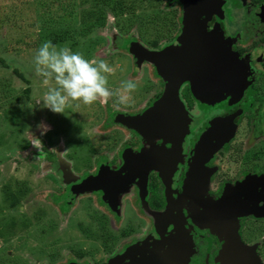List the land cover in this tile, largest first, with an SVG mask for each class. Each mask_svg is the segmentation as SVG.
<instances>
[{"label":"rangeland","instance_id":"374dc122","mask_svg":"<svg viewBox=\"0 0 264 264\" xmlns=\"http://www.w3.org/2000/svg\"><path fill=\"white\" fill-rule=\"evenodd\" d=\"M188 1L185 6L183 0H0V264H70L75 256L91 261L83 257L84 249L90 248L83 227L91 225L92 212L100 211L93 208L99 204L110 211L101 188L96 187L99 183L95 184L107 171L99 164L120 154L126 147L125 133L140 128L143 119L155 120L157 113L165 117L174 104L176 109L177 104L183 108L178 91L184 83L194 82L193 87H198L194 75L186 74L177 87L176 103L169 97L182 28L203 32L198 17L207 19L215 8L214 0ZM231 1L226 18L232 7L237 17L227 23L233 35L228 44L246 42L249 51V42L264 35V4ZM49 40L87 58L109 61L115 68L109 86L116 89L125 80L136 81L134 101L128 105L114 99L80 103L65 114L44 108L43 102L37 104L47 89L34 75L33 58ZM258 43V53H263L264 44ZM139 49L155 52L156 59L138 58ZM227 77L233 79V72ZM261 77L257 100L264 99ZM207 84L201 88L212 99L224 93L225 85L209 89ZM158 87L160 101L153 98ZM29 102L33 108L27 107ZM125 117L137 119L128 124ZM41 122L50 126L46 133L38 127ZM36 138L42 141L41 151L32 144ZM110 142L113 151L107 147ZM255 142L251 150L258 149L259 156H264V149L259 150L263 145ZM245 153L240 156L245 158ZM248 156L252 157L250 152ZM83 196L92 199L87 208L84 200L78 208ZM78 218L81 224L76 227ZM254 230V238H260L262 225ZM92 250L95 247L85 254Z\"/></svg>","mask_w":264,"mask_h":264},{"label":"flooded vegetation","instance_id":"af4514ba","mask_svg":"<svg viewBox=\"0 0 264 264\" xmlns=\"http://www.w3.org/2000/svg\"><path fill=\"white\" fill-rule=\"evenodd\" d=\"M212 3L213 13L198 17L205 36L191 26L182 28L179 56L187 42V68L209 89L225 85L224 93L212 99L203 85L184 83L178 91L183 108L174 104L165 117L157 113L155 120L143 119L140 128L125 133L126 147L99 164L107 171L95 181L110 211L99 204L91 225L83 227L88 246L96 250L87 255L86 247L83 257L91 261L75 256L70 264H264V156L251 150L255 141L264 149V99H256L264 76L258 40L264 44V35L249 42V51L246 42L230 46L227 23L237 17L236 8L228 10L227 19L232 1ZM153 98L162 100L160 87ZM107 147L113 151L114 144ZM91 199L79 197L78 208L83 200L87 208ZM261 225V237L254 238Z\"/></svg>","mask_w":264,"mask_h":264},{"label":"clouds","instance_id":"9594fccd","mask_svg":"<svg viewBox=\"0 0 264 264\" xmlns=\"http://www.w3.org/2000/svg\"><path fill=\"white\" fill-rule=\"evenodd\" d=\"M34 75L41 78L46 87L43 107L57 114H65L67 110L78 107L80 103L92 105L96 102L115 100L120 105H128L134 101L133 93L138 90V83L132 79L122 82L119 88L109 86V77L115 68L102 58H87L70 47H60L50 40L43 42L33 58ZM25 107V105H21ZM28 108H33L29 102ZM39 128L46 133L50 126L41 122ZM41 151L42 141L36 138L32 143Z\"/></svg>","mask_w":264,"mask_h":264},{"label":"water","instance_id":"95a60500","mask_svg":"<svg viewBox=\"0 0 264 264\" xmlns=\"http://www.w3.org/2000/svg\"><path fill=\"white\" fill-rule=\"evenodd\" d=\"M218 7L220 10L219 12L221 13L222 12L221 3H219ZM185 34H189L188 31H185ZM187 37H188V35H187ZM227 53L230 54L229 49H227ZM137 55H138L137 56L138 58H149V59L154 60V59H156L157 54L155 52H152V51H145V50L139 49L137 52ZM187 55H188L187 42H185L184 48H183L182 52L180 53V56L177 57V60L175 62V69H174L175 70V75H174L175 81L173 80L174 82L172 83V85H170L169 96L174 95V97H175L178 83L186 74L191 75V77H192V75H194L193 72H195V71L193 70V68H190V69L187 68V63H186ZM227 56L230 57L229 55H227ZM198 79H201V78H199V76L197 75V72H196L194 75V80H195V83H197V86H198L197 88L200 89L201 85H203L202 82L205 80L201 81V83L198 84V82H200V81H198ZM136 119L137 118L125 117V118H123V121L128 123V124H134V121Z\"/></svg>","mask_w":264,"mask_h":264},{"label":"trees","instance_id":"16d2710c","mask_svg":"<svg viewBox=\"0 0 264 264\" xmlns=\"http://www.w3.org/2000/svg\"><path fill=\"white\" fill-rule=\"evenodd\" d=\"M262 1H264V0H253V2L254 3H260V2H262ZM142 16L140 15V18H141ZM138 18H139V16H138Z\"/></svg>","mask_w":264,"mask_h":264}]
</instances>
